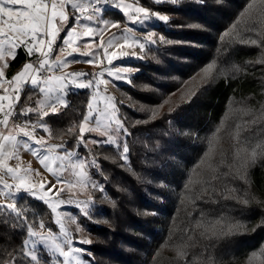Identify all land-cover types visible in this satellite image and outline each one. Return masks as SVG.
Instances as JSON below:
<instances>
[{
    "label": "trees",
    "instance_id": "trees-1",
    "mask_svg": "<svg viewBox=\"0 0 264 264\" xmlns=\"http://www.w3.org/2000/svg\"><path fill=\"white\" fill-rule=\"evenodd\" d=\"M253 4L254 0H182L178 6H156L170 17L169 27L159 28L172 40L165 50L158 46L165 55H160L163 64L143 63L132 83L120 86L123 94L115 97L131 133L129 160H122V150L110 144L78 148L101 164L99 173L90 168L106 190L101 211L94 213L97 226L91 227L92 264H183L182 249L197 261L211 256L216 264H250L251 254L260 252L264 225L256 226L264 217V205L243 200L245 193L264 200V158L251 163L243 180L235 173L223 176L229 163L238 166L237 137L256 141L264 132L247 112L255 110L258 117L264 106V46L240 43L264 32L261 0L241 16ZM234 24L221 42L220 36ZM32 57L19 49L7 75ZM214 60L217 69L229 71L212 77L202 74L203 82L190 100L195 76ZM89 95L88 90L70 92L68 104L47 117L51 140L76 145L73 137L79 135ZM40 96L37 87H26L19 108L34 106ZM159 105L163 107L155 120L136 124L149 120ZM69 128L76 132H67ZM212 168L219 170L220 179H211ZM233 188L237 192L232 193ZM17 206L27 217L24 225L15 213L0 210V260L20 250L28 236L27 224H51L44 203L23 194Z\"/></svg>",
    "mask_w": 264,
    "mask_h": 264
},
{
    "label": "snow or ice",
    "instance_id": "snow-or-ice-1",
    "mask_svg": "<svg viewBox=\"0 0 264 264\" xmlns=\"http://www.w3.org/2000/svg\"><path fill=\"white\" fill-rule=\"evenodd\" d=\"M181 2L182 0H151L155 6L164 4L178 6ZM196 2L203 3V0H196ZM106 4L118 9L123 20L105 19L103 13ZM254 4L249 5V9H246L245 13H241V16L252 9ZM261 5L264 6V0H261ZM70 9L71 11H69ZM261 15L264 16V10L261 11ZM169 21L170 17L167 14L155 11L153 7L145 6L141 0H133V2H128V0H0V89L3 90V94H0V198H2L0 199V210H10L15 213L16 217L19 218V223L24 225L27 217L24 215V210L17 206L16 195L17 193H25L46 203L53 213H56L57 208L61 205L74 204L79 206L85 217L91 219L89 216V205L93 204L91 196L86 201H77L71 198L60 199L59 195L55 194L49 195L54 193V190L56 193H62L63 188L57 189L56 184H50L45 188L42 184L34 183L32 174L37 170L21 165L20 152L22 149H27L37 156L40 163L49 172L56 175L57 183H65L64 177L52 167L53 164L60 161V173L70 172L75 177V185L81 189H86L91 185L93 189H98L100 192L105 191L104 185L92 180L89 175L88 169L90 167L94 166L98 172L100 170L95 158L90 161L86 160L79 155L78 150L70 151L66 144H48L44 137H37V127L48 130L43 120L38 125L26 122L24 126L15 124L9 126L11 119L16 116L27 118L28 113L33 111L41 117L49 115V112L44 111L43 107L37 109L21 108L17 112L21 90L26 83L39 88L44 99L37 101V103L48 107L52 114H56L61 111L60 106L66 104L65 92L70 91L73 87L93 89L92 98L87 104V112L83 115L78 128L79 135L73 137L77 149L79 147L87 149L89 144L101 147L106 144L114 145L117 151L122 148L121 159L127 162L130 154L128 137L131 135L126 126L127 117L123 116L120 111V102L108 93L107 86L115 81H125L131 84L132 82L128 77L139 71L127 66L116 67L115 62H126L128 59L142 60L144 57L140 53L144 52L146 46H155L158 42L172 43L163 35L157 39L155 32V22H162L167 25ZM137 26H139V30H142V35H137ZM109 28H115L116 32H112L104 40V32ZM235 28L236 25L234 24L231 29L222 34L220 36L221 42H224L225 38L229 37ZM95 37H99L103 43L97 45L94 50L90 43L86 44L88 50L83 53L79 47L73 46L81 38L91 41ZM58 42L60 43L58 44ZM81 42L84 41L81 40ZM240 43L264 46V32L260 34L258 39L241 40ZM21 48L28 56L38 54L39 62L38 64L26 62L15 75L6 79L5 69L10 61L16 58L18 50ZM57 48L59 54H56ZM69 49L70 51H68ZM101 49H103L102 57L100 55ZM137 49L140 50V53L136 51ZM74 54L89 57L86 62L100 64L101 70L88 73L67 72L60 77L44 76L41 73V69L52 72L54 68L66 67L69 62L66 57H73ZM54 55L55 59L51 60L50 58ZM105 59L107 64H104ZM260 63L264 64V59H261ZM233 68L235 69L236 66L233 65ZM201 71L205 77H212L214 72L219 75L225 74L229 70L217 69L214 60ZM105 75L109 79H105ZM195 95L196 92H192L189 99L191 100ZM162 107L163 105H159L157 109L151 110L149 120H137L136 124H147L150 120H155L159 115V108ZM247 112L253 117L252 123L255 124L259 120L261 127H264V106H262L258 117L255 110L249 109ZM93 119L95 120L94 125L91 123ZM219 131L220 129L217 128L216 132ZM67 132L75 133L76 129L69 128ZM92 133L97 135L94 137L87 135ZM33 143L44 149L47 154L41 156L38 150L33 149ZM242 144L246 146L242 147ZM60 151L64 155H60ZM234 158L238 161V166L234 168L229 163L227 165L229 171L224 172L223 176L227 178L235 173L236 177L243 180L251 163L255 162L257 158H264V132L256 141L242 142L237 137ZM13 161H15L14 164ZM223 162L221 160V163ZM218 171L216 168L211 169L210 175L213 181L220 179ZM100 174L103 175L102 172ZM5 177H9V179H5ZM67 183L69 188L74 186L72 180H68ZM189 190V185L186 184L185 191ZM230 191L235 193L237 189L233 188ZM244 195L247 197L243 200L244 204L254 202L264 205V200H257L250 193ZM55 222L60 226V233L63 236L61 242L56 240L51 229L45 234L43 231H35L31 224H27L28 236L30 238L37 237L44 242L50 241L49 250L57 255V264H88L82 257L85 253L89 256L91 253L84 248L74 247L75 242L65 228L63 216L57 215ZM73 223H75V219H73ZM262 225H264V217L261 218L260 224L256 227ZM196 226L202 227V223L197 222ZM44 227V222L41 221L40 229ZM77 231H80L79 225H77ZM34 243L35 241H33ZM79 243L90 244L91 241L83 240ZM179 254L183 257V264H216L211 256L197 261L195 257H190L186 250H180ZM7 257V259L0 260V264H47L38 250L30 246L27 239L23 241L19 251L14 249L13 252L7 253ZM257 257H259L258 264H264V245H261L259 253L253 252L251 254L249 257L250 264L256 261Z\"/></svg>",
    "mask_w": 264,
    "mask_h": 264
},
{
    "label": "rangeland",
    "instance_id": "rangeland-1",
    "mask_svg": "<svg viewBox=\"0 0 264 264\" xmlns=\"http://www.w3.org/2000/svg\"><path fill=\"white\" fill-rule=\"evenodd\" d=\"M128 2H133V0H128ZM141 2L144 3L145 6L153 7V9L155 11H160L162 14H167L169 16V13H166V12L160 10V9H157L156 6L151 3V0H141ZM69 11H71V9ZM103 15H104L105 19H110V20L120 19V20H123V17H122V14L120 13V11L118 9L114 8L112 5H109V4H106L104 6ZM155 23H156V27H155L156 38L158 39V37L160 35H163L165 37V32L161 33L159 28L160 27H167V26L169 27V23L167 25H165L162 22H155ZM122 26H123V24L121 25V27ZM170 27H171V25H170ZM137 28H138L137 35H142L143 34L142 30H139V26H137ZM112 32H116V29L115 28L107 29L104 32V40H106ZM62 36H63V33H62ZM166 39L169 40V41H172L169 38H166ZM81 40H83L84 42H81ZM81 40H77L74 43V45H73V46L79 47L81 49V53L86 52L88 50V48L86 47V44L90 43L92 45V47H93V50H94L97 45L103 43V41L99 37H95L91 41H87L86 38H81ZM59 43L60 42H58V44ZM175 43H177V42H175ZM159 45H161L164 48L163 50H165V48H166V46L168 44H164V43H159L158 42L157 45H155V46H146V48H145L143 53H140V50L137 49L136 51L138 53H140L141 55H143L144 59H142V60H131V59H128L126 62L117 61V62H115V66L116 67L127 66V67H131V68H135V69L139 70L141 68V66L143 65V63H145L147 61H152V63L155 66L163 64L162 63V59H161L162 56H160V55H163V56H165V55H164V53H161L162 48L161 47L159 48L158 47ZM156 49H158V50H156ZM68 51H70V49ZM162 52H164V51H162ZM56 54H59L58 48L56 49ZM100 55H101V57L103 56V49H101ZM66 58L69 61L67 66L58 68V69H60V73H54L53 74L54 76L60 77L61 75H63L64 73H67V72L88 73V72H99L101 70V65L100 64L87 63L86 61L89 59V57H87V56H83L82 57L79 54H74L73 57H66ZM50 59L54 60L55 59V55L53 57H51ZM26 62H32L33 64H38V62H39L38 54L34 55V57L29 58L25 62H23L22 65L18 69H16L14 71V73L10 77L7 75L8 69L10 67V63H9V65L5 69V77H6V79H10L13 75H15L16 72L18 70H20L21 67ZM104 64H107L106 59L104 60ZM54 69H56V68H54ZM136 73L137 72L132 73L128 77V79L132 80L133 75H135ZM202 74H203V72L200 71L199 74H197V76H195V79H194L193 83L195 81L196 82L194 84L192 83L193 87L190 89L189 94L192 93L203 82V78L201 76ZM105 79H109L107 77V75H105ZM122 84H128V83H126L125 81H115L114 83H109L108 86H107L108 93L110 95L114 96V97H117L118 94L119 95L121 93L123 94V92L120 89V86ZM28 86L36 87V86L31 85L30 83H26L23 86L22 90H21V93H20V97L21 98H22L23 90L26 87H28ZM5 87H7V85H5ZM78 90H88V91H90L89 100L92 98L93 89H77V88L73 87V88H71L70 91L65 92L64 99L66 101V104L65 105H61L60 108L66 106L68 104L70 92L78 91ZM0 94H3V90L2 89H0ZM43 99H44L43 98V94L41 93V96L38 99V101L43 100ZM20 101H21V99H20ZM19 103H18V105H19ZM101 106H102V104H101ZM41 107H43L44 111L49 112V115L52 114L49 111L48 107L43 106V105L38 104V103H36L32 107H27V108L37 109V108H41ZM31 113L30 114L33 115V117L27 116V120H26L27 123H29V124H37L38 125L41 122V120H43L46 123L47 129H48V130H45L44 128L37 127L36 128V135H37L38 138L39 137H44L45 141L48 144H66L64 142H56V141L51 140V138L49 136L50 124L47 121V117L49 115L41 117L35 111H33ZM28 115H29V113H28ZM91 123L94 125L95 124V120L93 119ZM13 124L19 125V126H24V124L20 125L18 121L11 119L9 126L11 127ZM87 135H90V136L94 137L97 134L96 133H92V134H87ZM97 146H99V145H91V144H89L88 150L92 149L94 147H97ZM32 147H33V149L38 150L41 153V156L44 155V154H47L44 149L39 148V146L34 144V143L32 144ZM66 147L70 151H77V150L79 151V149H77L76 145L75 146H69V145L66 144ZM120 150H122V148ZM60 155H64V153L62 151H60ZM79 155L82 158H84L86 160H89V161L94 158L91 153H90V155L92 157L88 158V159L85 156L81 155L80 153H79ZM20 162H21V165L23 167H25V168L31 167L32 169L37 170L36 172H34L32 174V180H33L34 183L42 184V185L45 186V188H47V186H49L50 184H56L57 189L63 188V192L62 193H56L55 190H54V193H50L49 195H54L55 194V195H59L60 199H69V198H71V199L77 200V201H86L89 196L92 197L93 204L89 205V216L91 217V219H89L88 217H85L83 215L82 211L80 210L79 206H77V205H74V204L61 205L59 208H57L56 213H53L52 209L50 207H48L46 203L40 201L38 198H33L35 200H38V201L44 203L48 207L50 212H51V224L48 225V224H46L45 221H43L45 227L43 229H40V223H39L37 226L33 227V229L35 231H43L45 234H47L48 230L51 229L54 237L56 238V240L58 242H61L63 240V236L60 233V226L55 221H56L57 215H62L63 216V223L65 224V228L71 234V236H72V238H73V240L75 242L74 243V247L84 248V249L87 250V252L91 253V245H92V242H93V239H92L91 234H90L91 233V227L95 226L96 222H97L95 220L94 213L97 210L101 211L99 206H101V204H103V200H102L103 198L102 197L105 195L106 190L104 192H100L98 189H93L91 187V185H89L86 189H81L78 185H75V177H73L70 172L60 173V170H59L60 161H57L55 164L52 165V167L57 169L58 174H60V175H62L64 177L65 183H63V184L57 183L56 175H53V173L49 172L47 170V168H45L44 165H42L40 163V160L37 158V156L33 155V153L31 151H28L27 149H22L21 150V152H20ZM12 163L14 164L15 161H13ZM97 163L99 164L100 170H101V164L99 162H97ZM93 169H94V171H97V169L95 167ZM88 171H89V175L91 176L92 180L98 181L100 184L104 185V182L100 179V176H95V175L93 176V172L91 171V168H89ZM5 179H9V177H5ZM68 180H72L73 181L74 186H72L71 188H69V185L67 183ZM23 194H25V193H17V195H16V203H17L18 198L21 195H23ZM28 196L30 198H32L30 195H28ZM0 199H2V198H0ZM8 202H11V201H8ZM98 207H99V209H98ZM68 214H70V215H68ZM73 219H75V223H73ZM77 225H79L80 231H77ZM27 240H29L30 246H32L35 249H37L39 254L41 256H43L44 261L48 260L49 264H57V258H58L57 255L53 254L49 250L50 241L49 242H44V241H41L37 237H31L30 238L29 236H27ZM83 240H89V241H91V243L90 244L79 243V241H83ZM33 241H35L34 244H33ZM82 258L85 261H87L88 264H92L91 255L89 256V255H87V253H85Z\"/></svg>",
    "mask_w": 264,
    "mask_h": 264
},
{
    "label": "built area",
    "instance_id": "built-area-1",
    "mask_svg": "<svg viewBox=\"0 0 264 264\" xmlns=\"http://www.w3.org/2000/svg\"><path fill=\"white\" fill-rule=\"evenodd\" d=\"M41 73L44 75V76H48V75H53L54 73H60V69L56 68L54 69L52 72H48L47 70L45 69H41ZM94 91V90H93ZM92 91V92H93ZM20 108H19V105L17 106V109L16 111L19 112ZM13 120H16L19 122L20 125H23L26 123L25 119L21 116H16Z\"/></svg>",
    "mask_w": 264,
    "mask_h": 264
}]
</instances>
